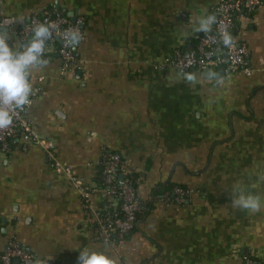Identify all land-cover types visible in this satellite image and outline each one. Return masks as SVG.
<instances>
[{"label": "crops", "instance_id": "obj_1", "mask_svg": "<svg viewBox=\"0 0 264 264\" xmlns=\"http://www.w3.org/2000/svg\"><path fill=\"white\" fill-rule=\"evenodd\" d=\"M218 2L0 0V15L14 20L0 28L13 51L16 28L32 14L85 18L74 71L62 73L57 56L30 69L39 91L22 114L88 190L99 185L106 153L119 154L140 200L120 246L97 241L79 192L40 147L23 151L11 140L0 150V254L15 241L33 264H79L85 249L113 264H240L245 254L264 264V0L233 31L248 49L250 76L180 75L164 65L194 48L204 33L195 29L216 19ZM168 185L188 190L185 203L163 199ZM241 193L258 197L260 210L233 206ZM90 204L100 211L107 202L93 194Z\"/></svg>", "mask_w": 264, "mask_h": 264}, {"label": "built area", "instance_id": "obj_2", "mask_svg": "<svg viewBox=\"0 0 264 264\" xmlns=\"http://www.w3.org/2000/svg\"><path fill=\"white\" fill-rule=\"evenodd\" d=\"M260 0H219L214 8L216 14L215 22L211 25L209 32L195 36L194 48L187 51L177 50L165 60L164 65L172 67L178 74L185 75L190 72H201L202 70H214L223 66L227 74H241L250 76L252 70L248 64V49L235 40V30L239 18L249 17L260 6ZM44 24L50 28L51 39L45 42L42 59L49 60L57 56L60 60L61 71H74L76 66L75 48L84 39L85 18L77 15L71 20L66 12L60 10L46 11L40 14H32L26 22L16 28L18 39V50H23L34 36V27ZM0 28L13 29V18L0 15ZM227 31L233 39L232 46L225 47L222 42V33ZM76 33L80 38L73 46L66 44L65 35ZM71 39V37H68ZM39 89L29 96L27 108L31 105ZM12 124L0 129V150L7 152L9 142L16 140L21 150L25 151L30 146L40 147L49 162L51 169L57 174L64 176L75 188L83 201V207L88 214L86 226L93 229L95 240L105 244L120 246L124 238L133 230L136 222V214L140 208V200L136 194L134 180L128 176H122V160L117 153H106L101 165V177L99 185L93 189L84 187L82 179L74 174L72 168L57 160L55 153L51 150L49 141L35 134L24 118L21 109L11 112ZM119 176H122L119 178ZM93 194L100 195L101 200L107 202L103 210H94L90 204ZM174 202L185 203V193L181 188L172 190ZM164 198H168L167 193ZM33 264V256L24 248L19 247L15 241H9L4 251L0 254V264ZM240 264H252L248 254L242 256Z\"/></svg>", "mask_w": 264, "mask_h": 264}, {"label": "clouds", "instance_id": "obj_3", "mask_svg": "<svg viewBox=\"0 0 264 264\" xmlns=\"http://www.w3.org/2000/svg\"><path fill=\"white\" fill-rule=\"evenodd\" d=\"M215 22V16L208 15L196 31L209 32ZM33 38L23 46L21 51H13L8 44L11 38L8 33L0 32V129L9 127L13 122L11 114L15 109L23 110V106L29 103L32 94V86L28 80L29 70L35 67H43L47 61L42 59L45 42L51 39L50 28L44 24H37ZM71 37L69 39L68 37ZM76 33L65 35L66 44L73 46L78 42ZM222 42L225 47L232 46L233 39L227 31L222 33ZM212 73H209L211 76ZM192 76L189 75V79ZM233 206L241 209L257 212L260 210L258 197L241 193L233 200ZM79 264H113V261L103 253L85 249L79 254ZM36 264H41L37 259Z\"/></svg>", "mask_w": 264, "mask_h": 264}, {"label": "trees", "instance_id": "obj_4", "mask_svg": "<svg viewBox=\"0 0 264 264\" xmlns=\"http://www.w3.org/2000/svg\"><path fill=\"white\" fill-rule=\"evenodd\" d=\"M100 177H101V172H100ZM128 177H130V178H132L131 176H128ZM133 179V178H132ZM134 187H135V184H134ZM175 187H178V188H181L183 191H184V193H185V200L189 197L188 196V190L184 187V186H182V185H168L167 186V188H164L163 190H162V192L163 191H168V193H167V195H168V198L166 199V198H163V199H165V201L166 202H170V201H174V198H173V196L174 195H172V190H173V188H175ZM162 192H160V193H162ZM139 217V215H138V212H137V214H136V219ZM127 237V235L125 236V238ZM124 238V239H125ZM248 256H249V258L251 259V257H250V255L248 254ZM14 264H16V263H14Z\"/></svg>", "mask_w": 264, "mask_h": 264}, {"label": "water", "instance_id": "obj_5", "mask_svg": "<svg viewBox=\"0 0 264 264\" xmlns=\"http://www.w3.org/2000/svg\"><path fill=\"white\" fill-rule=\"evenodd\" d=\"M72 15H73V14H70V15H69V16L71 17V20L74 19ZM216 70H217L218 72H222V71L224 70V67H223V66H218V67L216 68ZM201 72H202V75H203V76L208 77V76H209V73H211V70H209V69H205V70H202ZM121 177H122V176H119V178H121Z\"/></svg>", "mask_w": 264, "mask_h": 264}]
</instances>
